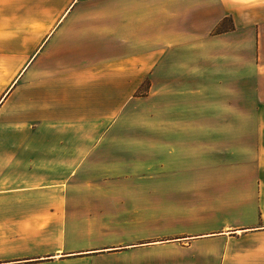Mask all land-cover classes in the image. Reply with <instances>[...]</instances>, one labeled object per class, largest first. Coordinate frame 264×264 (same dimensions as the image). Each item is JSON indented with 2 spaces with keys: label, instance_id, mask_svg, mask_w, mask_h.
<instances>
[{
  "label": "crops",
  "instance_id": "1",
  "mask_svg": "<svg viewBox=\"0 0 264 264\" xmlns=\"http://www.w3.org/2000/svg\"><path fill=\"white\" fill-rule=\"evenodd\" d=\"M51 1L48 13L41 9L36 17L21 16L22 40L44 38L24 80L14 85L8 83L10 75L0 77V264H98L114 257L115 249L135 248L136 243L107 246L75 241L77 222L70 218L80 211L72 205L79 196L78 176L82 168L107 166L104 159L95 165L98 142L111 128V119L124 113L126 86L137 88L143 81L127 79V70H138L139 75L141 56H149L145 69L150 72V86L155 87L151 94L157 102L159 97L169 98L165 92L173 85L171 80L155 83L154 72L168 68L165 57L188 54L191 39L205 38L228 15L234 23L231 35L244 22L246 37L254 40L255 62L250 68L254 74L244 79L251 89L243 93L236 77L217 81L229 89L219 90L213 117L255 119V157L231 165L214 161L213 171L222 174L208 178L206 138L201 146L191 138L195 133L200 138L205 127H192L189 122L207 114L200 113V95L195 100L196 96L184 94L181 109L167 103L163 107L168 109L152 114V118L182 122L176 127L170 121L157 125L162 139L151 145L149 167L153 172H169L173 164L178 165L174 168L181 169L179 183L197 184L193 191L189 189V196L208 192L201 184L213 182L215 198L229 210L230 219L216 228L168 241L193 244L201 236L214 235L221 243L216 255L219 264H264V0H228L229 10L224 12L223 0H69L64 9L57 0ZM191 18L196 21L193 26ZM32 22L37 24L34 31ZM0 32L7 42L13 28L2 23ZM14 53L12 46L0 47V65L7 72L12 70L8 61L12 64ZM34 72L37 79L29 77ZM173 105L179 110H171ZM232 142L237 148V140L230 141L228 156L235 153ZM191 149H198V154L190 153ZM226 153L214 154V160Z\"/></svg>",
  "mask_w": 264,
  "mask_h": 264
},
{
  "label": "rangeland",
  "instance_id": "2",
  "mask_svg": "<svg viewBox=\"0 0 264 264\" xmlns=\"http://www.w3.org/2000/svg\"><path fill=\"white\" fill-rule=\"evenodd\" d=\"M57 1L62 9L69 2V0ZM48 4L51 5L53 2L0 0V21L3 25L13 28V35L7 42L0 37V47L7 44L15 51L13 59L8 58L12 59V64L8 61L12 70L7 72L4 65H0V77L4 74L10 75L8 83L16 85L24 80L23 75L28 68L30 69V64L44 39L38 40L35 36H31L22 40L18 31L21 26V16L36 17L41 9L48 13ZM225 10H229L228 0H223V12ZM239 10L244 11L241 7ZM195 22L191 18V26ZM2 23L0 22V25ZM30 27L31 31H34L37 24L32 22ZM232 28L234 29V23L228 15L211 29L212 32L222 31L221 34L213 35L210 30L205 38H200V41L190 40L188 54L175 52L172 56L165 57L170 62L168 68L154 72L152 77L155 83L166 78L171 80L173 85L165 92L169 98L159 97L157 102L156 96L151 94L155 87L150 86V72L145 69L151 62L149 56H141L143 68L139 75L138 70H127V79L140 77L143 80L142 84L137 88L126 86L125 111L119 118L111 119V128L102 136L103 139L98 142L100 146H97L99 148L94 152L95 165L104 159V165L107 166L82 168L76 189L79 196L72 200V205H77L80 209L77 216L70 218L71 222H77L73 238L79 244L96 243L115 246L136 243L135 248L113 250L114 257L98 264H219L216 255L221 249V243L214 235L201 236L193 244L181 239L167 240L174 236L199 232L198 230L202 228H216L230 219V215L226 213L229 212L227 206H221L219 204L221 200L215 198L216 195L213 194V182L201 184L207 186L205 189L209 190L208 192L201 191L198 196L194 194L189 196V189L193 191L197 184L190 182L183 186V183H179L182 181L181 169L174 168L178 165L173 164V169L169 172H153L149 166L151 145L162 139V134L156 130L157 125L170 121L169 123L176 127L182 122L181 119L152 118V114L156 110L168 109L163 107V104L167 103L179 105L181 109L184 94L196 96L195 100L200 95L198 97L201 100L200 113L203 114L205 111L207 114L205 118H190L189 122L192 127L193 125L205 127V133L199 134L200 138L197 133L191 135V138L193 136L196 144L200 142V146L204 137L206 138L205 174L208 178L213 177L215 173L222 174L213 171L214 161L218 163L216 165L219 163L231 165L255 157V148L253 149L255 119L234 121L213 117L214 101L219 99L216 98L219 96V90L224 93L229 89L228 84L220 87L217 81L225 82L231 77H236L239 92L243 93L251 89L246 86L244 79L247 75L254 74L250 69L255 62L252 53L254 40L246 37L247 29L244 22L238 26L239 31L231 35ZM29 77L38 78L36 72ZM184 80L189 81V85H180ZM197 80L203 86L199 87ZM170 108L173 110L178 106L173 105ZM234 125L237 127L236 131L231 130ZM94 137L96 139L98 136ZM235 139L237 148L234 142L231 146L235 153L233 156H228L226 152H230V141ZM101 144L104 147H101ZM197 151L198 149H191L190 153L198 154ZM216 153H226V155L214 160ZM190 168H195L192 160ZM157 173L162 175L158 176ZM85 193L87 195H84ZM92 193L95 197L89 198L88 194ZM243 217L246 219L248 215Z\"/></svg>",
  "mask_w": 264,
  "mask_h": 264
},
{
  "label": "trees",
  "instance_id": "3",
  "mask_svg": "<svg viewBox=\"0 0 264 264\" xmlns=\"http://www.w3.org/2000/svg\"><path fill=\"white\" fill-rule=\"evenodd\" d=\"M216 32H218V31L216 30Z\"/></svg>",
  "mask_w": 264,
  "mask_h": 264
}]
</instances>
